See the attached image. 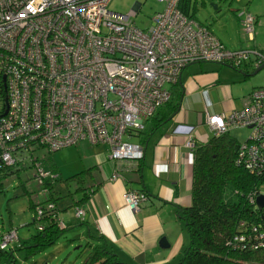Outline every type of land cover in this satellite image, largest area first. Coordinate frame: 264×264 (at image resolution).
<instances>
[{"label": "built area", "instance_id": "obj_1", "mask_svg": "<svg viewBox=\"0 0 264 264\" xmlns=\"http://www.w3.org/2000/svg\"><path fill=\"white\" fill-rule=\"evenodd\" d=\"M110 1L0 0V173L28 164L41 185L55 176L42 169L36 152L54 153L86 141L107 145L114 166L128 162L134 168L144 149L129 137L170 100L167 86L184 68L202 62L264 65V51L227 49L179 10L180 0H157L165 7L145 29L132 21L138 5L122 15L107 9ZM238 20L241 32L254 41L256 17L243 11ZM206 122L216 136L248 129L235 163L250 174H264V86L245 97L241 110L207 115ZM185 147L195 149L193 134L187 135ZM119 178L117 166L111 179ZM256 197L252 192L248 200L257 208ZM146 199L133 190L123 196L131 211ZM43 212L37 208L38 221ZM74 216L84 221V208H76ZM58 227L66 229L62 220ZM17 241L14 229L2 236L0 249ZM234 241L264 249V227Z\"/></svg>", "mask_w": 264, "mask_h": 264}, {"label": "crops", "instance_id": "obj_2", "mask_svg": "<svg viewBox=\"0 0 264 264\" xmlns=\"http://www.w3.org/2000/svg\"><path fill=\"white\" fill-rule=\"evenodd\" d=\"M196 64L184 68L178 81L167 86L171 97L175 99L173 102L178 105L177 113L153 130L158 115L153 122L147 123L148 134L134 133L129 137L130 143L144 147L138 171L131 169L128 162L115 163L114 166L108 160V146L100 150L90 147L86 142L74 145L72 150L69 148L64 152L65 156L62 151H58L44 163L45 168L55 169L61 179L86 170L92 171L91 183L86 187L92 184L95 191L83 206L84 221L73 222L75 208H68L69 204L60 208L59 218L66 230L79 223L82 231L85 230L93 239L95 247L106 245L126 264H173L180 257L188 239L178 209L188 208L191 204L194 160L193 152L185 147L187 135L193 134L196 148L201 147L213 137L206 116L229 115L241 110L245 97L253 89L259 88L253 86L233 95L230 86L222 84L219 74L221 64L217 67H194ZM222 66L239 73L242 80L243 77H250L248 69L253 72L252 75L256 71L252 63L243 66L244 69ZM216 95L217 101L213 99ZM198 101L201 102L197 106ZM163 112L168 114L169 109L165 108ZM233 130L237 129H230L229 135ZM231 138L242 144L235 136ZM57 154L64 156V162L71 164H59L54 157ZM117 166L121 178L112 180ZM130 190L142 192L147 197L137 211H131L124 204L123 196ZM75 199H80V196H75ZM162 238L169 245L166 249L159 247Z\"/></svg>", "mask_w": 264, "mask_h": 264}, {"label": "trees", "instance_id": "obj_3", "mask_svg": "<svg viewBox=\"0 0 264 264\" xmlns=\"http://www.w3.org/2000/svg\"><path fill=\"white\" fill-rule=\"evenodd\" d=\"M178 8L184 15L195 19V7L191 0H180ZM165 108L169 109L168 114H164ZM178 109L177 103L170 98L148 122H153L159 115L156 118L159 123L153 126L154 130L159 124L172 118ZM139 133L148 134L146 126ZM238 147L239 144L231 138L229 133L222 136L213 134L207 143L199 148L195 147L192 151L194 160L191 204L188 208L178 209L179 219L185 225L189 241L173 264H248L252 256L264 252V249L251 250L249 245L243 246L239 241H234L237 235L248 238L252 235L254 228L258 230L264 227V209L259 210L248 200L252 192L256 196L260 195L259 189L264 186V174H250L243 167L236 165ZM45 162L48 160L43 163L40 161L42 169L55 178L43 179L41 185L33 181V187L38 189L39 194L45 196L40 202L29 200L30 209L34 213L32 223L37 233L23 243L18 239L14 247L0 249V264H15L16 252L25 251L31 256L39 254L43 248L52 245L66 230H60L58 227L61 210L56 202L62 199V196L55 191L57 183L64 184L68 190L67 196L72 197V203L68 208H84L83 206L95 191L92 184L86 187L91 183V170L61 179L55 169L50 170L44 167ZM139 162L131 169L138 171ZM27 166L16 167L14 171L12 168L7 169L5 173H0V187L6 176L15 174V170L18 172L30 168ZM23 183L22 187L25 190V183ZM25 192L27 195L33 194L26 190ZM77 195L80 196L78 200L75 199ZM38 207L44 210L39 221L35 217ZM242 223L245 227L240 226ZM38 226H41L42 230H39ZM86 264L126 263L105 245L96 246Z\"/></svg>", "mask_w": 264, "mask_h": 264}, {"label": "rangeland", "instance_id": "obj_4", "mask_svg": "<svg viewBox=\"0 0 264 264\" xmlns=\"http://www.w3.org/2000/svg\"><path fill=\"white\" fill-rule=\"evenodd\" d=\"M191 2L194 3L195 7V20L208 28L228 49L238 51L252 50L256 47L264 51V0H191ZM137 5L139 10L136 17L132 18V21L140 29L147 28L150 24L149 19L165 7L164 3L157 0H111L107 9L111 12L126 15ZM212 5L216 6V10L213 9ZM243 11L248 12L257 19L254 41H249L248 37L241 32L238 16ZM200 65L217 67L219 64L202 62L194 65V67ZM219 67L222 84L230 86V91L233 95L247 91L253 86H264V68L254 75L248 69L250 77H243L242 80L241 75L233 69L222 65H219ZM242 68L244 69V67ZM213 99L217 101L218 95L213 97ZM171 100L175 99L171 97ZM200 102H197V106ZM249 134L250 131L247 129H237L230 133L240 143H243ZM86 143L90 147H98L100 150L106 149L105 144L93 145L87 141ZM72 147L75 148L71 146L61 151L64 153L69 148L72 150ZM54 153L40 150L36 152V156L43 163L45 160H49V157H52ZM54 157L58 159L59 164H64L65 166L71 164V162H64L65 158L61 157L60 154L54 155ZM32 174L33 171L31 169L25 168L15 176L5 177L0 187V236L15 229L17 239L23 243L36 235V227L32 223L34 213L30 209L29 200L40 202L45 196L39 194L38 189L33 187ZM23 182L25 183V190L33 192L32 195L26 194L22 187ZM55 191L62 196V199L56 202L59 209L68 204L71 205L72 197L67 196L68 190L64 184L57 183ZM259 192L260 195H264V186L259 189ZM76 220V218L73 219V222ZM183 230L186 239L189 241L184 223ZM80 231H82V226L77 223L75 227L65 230L52 245L43 248L39 254L33 256L27 255L25 251L16 252L15 264H86L88 257L94 251L95 242L85 230ZM248 264H264V252L252 256Z\"/></svg>", "mask_w": 264, "mask_h": 264}, {"label": "water", "instance_id": "obj_5", "mask_svg": "<svg viewBox=\"0 0 264 264\" xmlns=\"http://www.w3.org/2000/svg\"><path fill=\"white\" fill-rule=\"evenodd\" d=\"M213 6V9L216 10V6L215 5H212ZM262 68H264V65H262L261 67H259L258 69H256V71L254 72V74H256L257 72H259ZM256 206L259 210H262L264 209V195H258L256 197ZM168 244L165 240V238H162L160 241H159V247L162 248V249H166L168 248Z\"/></svg>", "mask_w": 264, "mask_h": 264}]
</instances>
